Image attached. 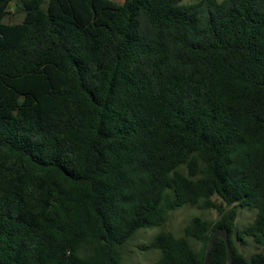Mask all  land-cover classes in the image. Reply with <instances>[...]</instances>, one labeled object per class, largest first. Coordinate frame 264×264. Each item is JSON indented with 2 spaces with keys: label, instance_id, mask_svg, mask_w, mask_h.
<instances>
[{
  "label": "trees",
  "instance_id": "1",
  "mask_svg": "<svg viewBox=\"0 0 264 264\" xmlns=\"http://www.w3.org/2000/svg\"><path fill=\"white\" fill-rule=\"evenodd\" d=\"M185 205L218 218L153 264H204L218 227L264 264L233 238L264 246V0H0V264H121Z\"/></svg>",
  "mask_w": 264,
  "mask_h": 264
},
{
  "label": "rangeland",
  "instance_id": "2",
  "mask_svg": "<svg viewBox=\"0 0 264 264\" xmlns=\"http://www.w3.org/2000/svg\"><path fill=\"white\" fill-rule=\"evenodd\" d=\"M123 2V0H114ZM220 1V0H218ZM195 0H182L183 4H191ZM11 14L5 17L4 22H18L21 19V13L14 11L11 6ZM212 199L216 204H222L220 198L213 196ZM255 215V209L238 208L237 217L235 219V230L241 229L249 224ZM193 216H199L210 222H214L218 218L216 209L203 210L197 206L185 205L181 208L174 209L169 212L167 222L163 226H150L136 230L127 242L121 247L120 256L121 264H153L159 257L160 252L156 248H144V245L150 244L155 234L160 230H168L175 235H182L183 228ZM233 236L234 244L237 249L245 256L249 257L252 253L264 251V246H257L251 238L247 237L241 243Z\"/></svg>",
  "mask_w": 264,
  "mask_h": 264
},
{
  "label": "water",
  "instance_id": "3",
  "mask_svg": "<svg viewBox=\"0 0 264 264\" xmlns=\"http://www.w3.org/2000/svg\"><path fill=\"white\" fill-rule=\"evenodd\" d=\"M217 238H221L224 241L226 245V249H227V257H228L227 264H231L232 255H231V250H230V245H229V240H228V232L226 229L221 228V227L216 228L211 236L210 243L206 249L204 264H208L211 246L213 245L214 241Z\"/></svg>",
  "mask_w": 264,
  "mask_h": 264
}]
</instances>
